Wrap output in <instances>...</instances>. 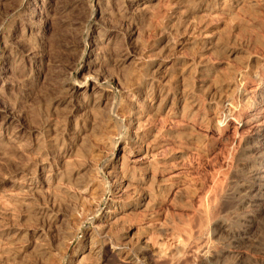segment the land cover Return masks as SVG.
Instances as JSON below:
<instances>
[{
	"label": "rangeland",
	"instance_id": "rangeland-1",
	"mask_svg": "<svg viewBox=\"0 0 264 264\" xmlns=\"http://www.w3.org/2000/svg\"><path fill=\"white\" fill-rule=\"evenodd\" d=\"M0 264H264V0H0Z\"/></svg>",
	"mask_w": 264,
	"mask_h": 264
},
{
	"label": "bare ground",
	"instance_id": "bare-ground-1",
	"mask_svg": "<svg viewBox=\"0 0 264 264\" xmlns=\"http://www.w3.org/2000/svg\"><path fill=\"white\" fill-rule=\"evenodd\" d=\"M102 81H103V80H102ZM100 82H101V81H100ZM100 82L97 81V82L94 83V84H96L97 86H100V85L102 84V83H100ZM94 84H93V85H94ZM258 171H259V170H258ZM253 176H254V175H253ZM258 188H259V187H258ZM253 190H254V189H253ZM257 190H258V189H257ZM260 190H261V189H260ZM254 192H255V190H254ZM254 192H253V193H254ZM253 193H252V194H253Z\"/></svg>",
	"mask_w": 264,
	"mask_h": 264
}]
</instances>
